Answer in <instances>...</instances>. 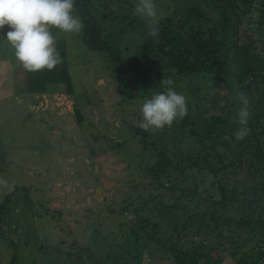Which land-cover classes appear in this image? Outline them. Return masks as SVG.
I'll return each instance as SVG.
<instances>
[{
  "label": "trees",
  "instance_id": "1",
  "mask_svg": "<svg viewBox=\"0 0 264 264\" xmlns=\"http://www.w3.org/2000/svg\"><path fill=\"white\" fill-rule=\"evenodd\" d=\"M123 1L128 5L124 16L134 24L140 19L130 16L129 10H133L134 3ZM178 1L180 5L177 8L183 7L176 10L177 13L186 6L185 0ZM240 1L241 6L239 0H203L202 4H192L180 21H176L173 13L158 16V38L148 35L147 26L140 19V25L129 32L132 35L141 33L138 37L131 36V40H138L139 45L135 43L137 46L133 53L128 55L123 51L130 48L114 46L107 41L108 33L95 19H106L109 13L94 11L93 0H75L76 13L84 25L81 41L89 49L108 55L115 77L119 78L126 70L143 87L141 95L150 98L152 93L164 89L162 79L179 76L193 86L196 91L194 98L200 107L198 109V105L189 100L188 114L160 130L146 131L139 124H128L127 132L131 133L141 151H146L144 159L138 160L139 183L131 188L143 187V178H147L152 189L156 186L166 189L173 194V199L153 203L160 216L147 223L150 220L145 216L148 200L138 207L140 204L135 205V201L142 196L134 197L130 193L129 198L121 202L123 205L119 210H133L134 218L124 217L121 228L111 227L121 237L117 242L120 246L104 248L100 241L92 240L90 245L88 242L74 245L73 241L69 249L72 252L65 253V260H71L68 264H116L118 256L123 262L129 255L137 259L136 264H140L148 241L159 247L166 264H220L223 261L221 251H227L238 264H264V49L256 51L254 38L242 27L248 23L253 29L251 31H264V0ZM255 12L258 14L252 20L250 14ZM56 31L53 29V33ZM120 34H125V31ZM229 40H232L230 45ZM55 43L60 63L52 70L36 72L22 67V77L15 80L18 88L27 93L44 94L50 85H63L64 93H74L67 42L58 36ZM10 53L12 68L20 65L13 58V50ZM228 55L234 62L233 78L225 81L230 92L228 94L226 90L224 95L217 94L219 100L224 99L223 104L220 101L217 106L213 98L205 99L206 94L202 90L219 87L210 76L217 77L226 69ZM235 83L237 88L234 89ZM125 90L129 92L130 87L126 85ZM238 92L247 97L251 113L250 131L240 140L234 135L239 127ZM128 94L131 98L140 95ZM209 108L220 109L224 115H208ZM75 113L81 121V111L76 110ZM136 115L135 118L141 120L140 113ZM231 116L234 119L229 121L227 118ZM168 135L194 138L195 143L187 149L167 146ZM196 170L208 176L209 180L200 177L201 182L198 183ZM9 207L10 199L6 195L0 201V224L5 220L4 210H9ZM111 209L108 208V214L112 213ZM111 219L115 224L120 221L118 217ZM160 220H165L166 227H173L171 235L165 237L159 231L157 221ZM147 224H151L150 229ZM189 227L198 238H191L186 246L183 234ZM253 248L254 252L251 251ZM11 259L14 262L16 257Z\"/></svg>",
  "mask_w": 264,
  "mask_h": 264
},
{
  "label": "rangeland",
  "instance_id": "2",
  "mask_svg": "<svg viewBox=\"0 0 264 264\" xmlns=\"http://www.w3.org/2000/svg\"><path fill=\"white\" fill-rule=\"evenodd\" d=\"M131 1L135 3V0ZM185 2L184 9L177 13L176 10L183 7L177 8L178 0H155L157 15L173 13L176 21H180L192 4H202L203 0ZM93 3L98 8L92 7L94 11L109 13L106 19L95 18L108 33L106 40L114 46L129 47L123 51L125 54L133 53L139 41L131 40V36L138 37L141 33L132 35L129 32L140 25L139 17L134 24L128 22L124 16L128 5L123 0H93ZM129 13L134 16L131 8ZM257 14L251 13V19ZM242 27L254 38L255 50L262 51L264 31H251L248 23ZM121 31L125 34H120ZM80 33H53L67 42L73 94L64 93L63 85H50L44 94L27 93L18 88L15 80L22 77V65L12 68V48L0 33V201L6 195L10 199L9 210H4L5 220L0 224V264H68L71 260H65V253L72 252L69 249L73 241L74 245L100 241L104 248L115 245L117 248L121 237L111 227L121 228L122 218H134L133 210H119L123 205L121 202L129 198L130 193L134 197L142 196L135 201V205L140 204L138 207L148 200L145 216L150 220L147 223L160 216L153 203L173 199V194L166 189L157 186L152 189L147 178H143V187L131 188L139 183L137 168L146 151H141L127 128L129 123L139 124L140 120L135 116L147 97L141 95L143 87L126 70L121 73V79L115 77L108 55L89 49L81 41ZM230 44L232 40L228 41ZM233 65V59L228 55L226 69L217 77L210 76L220 88H204L205 99L213 98L217 106L220 101L223 104L224 99L219 100L216 96L228 92L225 81L233 78ZM172 79L175 89L183 92L187 101L195 102L199 109L193 86L179 76ZM126 85L130 87L129 92L125 90ZM233 88H237L236 83ZM128 93L140 95L131 98ZM76 110L81 111V121ZM207 114L224 115L222 110L210 108ZM194 143V138L174 135H168L166 140L167 146L182 149L190 148ZM195 176L198 183L200 177L209 180L197 170ZM110 207L112 213L108 214ZM113 217L120 218L118 224L113 222ZM157 222L165 237L174 231L173 227L165 226V220ZM146 226L150 229L151 224ZM183 235L186 246L191 238H198L191 227ZM147 243L140 264H166L159 247L151 241ZM221 254L223 261L220 264H238L227 251H221ZM13 256L16 259L11 262ZM125 262L136 264L138 261L132 255L123 262L118 256L115 261L116 264Z\"/></svg>",
  "mask_w": 264,
  "mask_h": 264
},
{
  "label": "clouds",
  "instance_id": "3",
  "mask_svg": "<svg viewBox=\"0 0 264 264\" xmlns=\"http://www.w3.org/2000/svg\"><path fill=\"white\" fill-rule=\"evenodd\" d=\"M75 0H0V33L12 48L14 57L29 72L52 70L60 63L56 47L58 33L79 34L84 25L74 7ZM132 15L147 26L148 35L158 38L159 17L155 0H135ZM164 89L152 93L140 105L139 127L144 130H160L170 127L174 121L188 114V101L183 92L174 87L172 77L161 80ZM240 102L237 110L239 127L235 138H244L250 128V107L247 97L237 93Z\"/></svg>",
  "mask_w": 264,
  "mask_h": 264
}]
</instances>
